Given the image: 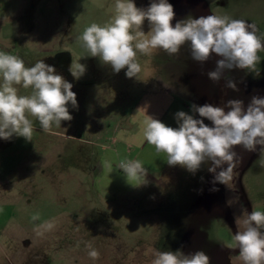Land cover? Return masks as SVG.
Here are the masks:
<instances>
[{
  "label": "rangeland",
  "instance_id": "obj_1",
  "mask_svg": "<svg viewBox=\"0 0 264 264\" xmlns=\"http://www.w3.org/2000/svg\"><path fill=\"white\" fill-rule=\"evenodd\" d=\"M168 2L175 12L173 26L199 18L188 0ZM205 2L213 15L255 23L257 35L264 34V0ZM134 3L147 9L152 0ZM114 4L115 0H0V51L20 57L26 67L38 60L54 66L73 85L77 98V107L68 105L73 118L62 121L61 127L44 132L29 116L32 141L15 135L0 139V264H152L157 251H203L210 264H242L234 239L242 229L235 219L245 210L264 212L260 145L255 151L234 146L239 163L232 191L212 183L210 163L191 173L169 166L166 154L150 144L129 156L109 137L144 92L161 83L175 89L177 106L197 119L192 105L223 107L229 100H241L247 107L252 97H264V52L255 69L225 70L218 84L208 75L216 69L214 53L199 62L192 58L189 43L173 56L155 49L150 55L138 53L141 72L130 79L126 68L115 73L98 57L88 56L78 40L92 23L109 22ZM142 30L149 34L147 20ZM76 63L86 67L79 79L70 71ZM228 80L235 90L227 87ZM16 87L19 95L31 94L30 88ZM172 116L163 123L178 127ZM204 122L211 126L207 119ZM128 160L140 161L149 174L140 188L135 186L143 180H127L117 168ZM214 187L219 190L212 191ZM236 196L239 201L228 205ZM37 213L40 218L33 221ZM45 221L54 222V228H40ZM87 244L99 252L98 259L89 257Z\"/></svg>",
  "mask_w": 264,
  "mask_h": 264
},
{
  "label": "clouds",
  "instance_id": "obj_2",
  "mask_svg": "<svg viewBox=\"0 0 264 264\" xmlns=\"http://www.w3.org/2000/svg\"><path fill=\"white\" fill-rule=\"evenodd\" d=\"M174 17L173 6L168 0H152L147 9L137 8L134 0H115L112 19L103 26L92 23L78 40L88 56L98 57L115 73L126 68V77L130 79L141 72L138 53L150 55L153 50L160 49L173 56L186 43L190 44L192 58L196 61L205 62L213 53L221 57L216 62V69L208 73L213 81H218L224 70L255 69L260 63L264 34L257 35L255 23L208 15L178 21L173 26ZM145 20L150 25L147 35L142 30ZM70 71L79 79L86 67L76 63L70 66ZM0 78V139L9 140L15 135L32 141L34 126L29 116L39 122L44 132H50L54 125L61 127L62 121L73 118L68 105L77 107L76 93L72 91L73 85L57 74L54 66L38 60L33 66L26 67L20 57L0 51ZM17 85L30 88L31 94L19 95ZM227 87L236 89L231 80ZM192 111L200 118L179 111L175 114L178 124L175 128L148 116L142 123L144 140L154 146L157 153L166 154L169 166L179 165L195 173L202 164L210 163L208 171L214 174L212 183L223 184L235 191L234 169L239 159L234 146L255 151L260 145L264 151V97H252L247 107L241 100H229L223 107L192 105ZM205 119L211 126L205 124ZM104 164L113 170L110 163ZM117 168L123 170L127 180L146 183L147 170L140 161H121ZM238 201L239 196H236L227 203L232 205ZM39 218L37 213L31 219ZM235 223L242 229L234 236L240 250L239 260L242 264H264V232L261 231L264 229V212L249 214L245 210ZM54 226V222L45 221L39 227L51 230ZM86 247L91 259L99 258V252L91 244ZM154 255L152 264H210V258L203 251L191 255L157 251Z\"/></svg>",
  "mask_w": 264,
  "mask_h": 264
},
{
  "label": "crops",
  "instance_id": "obj_3",
  "mask_svg": "<svg viewBox=\"0 0 264 264\" xmlns=\"http://www.w3.org/2000/svg\"><path fill=\"white\" fill-rule=\"evenodd\" d=\"M149 88L151 91L148 90L144 92L130 116L121 122H117L118 124L113 130L112 138L109 137L112 144L121 143L129 156L133 155L134 150L141 152L149 145L144 140L142 134V123L148 116L163 122L173 113L171 121L175 125L177 124L175 114L182 110L181 106H177L178 102L175 98L176 91L171 88L170 85L161 83L157 84V87H154V89H152V86ZM102 132V129L98 131L100 140L102 139ZM137 157V155L134 156L133 160L137 159ZM146 175L149 174L146 173ZM145 180L146 182L149 181L148 178ZM143 182L144 181L139 182L135 188L143 186Z\"/></svg>",
  "mask_w": 264,
  "mask_h": 264
},
{
  "label": "water",
  "instance_id": "obj_4",
  "mask_svg": "<svg viewBox=\"0 0 264 264\" xmlns=\"http://www.w3.org/2000/svg\"><path fill=\"white\" fill-rule=\"evenodd\" d=\"M188 1L195 6V8L199 13V17L213 15L204 0H188ZM219 59H221V57L218 56V60Z\"/></svg>",
  "mask_w": 264,
  "mask_h": 264
},
{
  "label": "flooded vegetation",
  "instance_id": "obj_5",
  "mask_svg": "<svg viewBox=\"0 0 264 264\" xmlns=\"http://www.w3.org/2000/svg\"><path fill=\"white\" fill-rule=\"evenodd\" d=\"M205 1V0H204ZM217 55H215V57H216ZM218 61V56H217V58H216V61H215V66H216V62ZM223 76L225 75V70H224V72H223V74H222ZM222 81V80H221ZM220 81V82H221ZM218 84H219V81H218Z\"/></svg>",
  "mask_w": 264,
  "mask_h": 264
}]
</instances>
